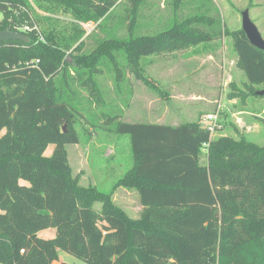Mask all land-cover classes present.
I'll return each instance as SVG.
<instances>
[{"label": "trees", "instance_id": "obj_1", "mask_svg": "<svg viewBox=\"0 0 264 264\" xmlns=\"http://www.w3.org/2000/svg\"><path fill=\"white\" fill-rule=\"evenodd\" d=\"M129 1L132 35L147 1ZM123 5V0H0V31L32 28L21 32L28 43H0V264H62L61 252L86 264H264V146L212 139L199 123L176 129L120 122L115 132L130 135L134 166L119 185L141 192L138 219L110 194L82 187L73 177L66 147L80 140L77 116L61 95V74L86 89L103 59L124 51L151 86L143 58L213 43L224 34L212 17L195 15L157 35L98 40ZM36 8L96 24L98 30L85 39H95L96 46L85 54L81 40L80 53L70 55L75 29L63 35L58 21L41 17ZM232 36L249 84L264 85V52L242 29ZM69 55L78 65L69 63ZM203 149L206 164L199 162ZM98 202L100 211L94 209ZM48 229L56 236L41 238Z\"/></svg>", "mask_w": 264, "mask_h": 264}, {"label": "rangeland", "instance_id": "obj_2", "mask_svg": "<svg viewBox=\"0 0 264 264\" xmlns=\"http://www.w3.org/2000/svg\"><path fill=\"white\" fill-rule=\"evenodd\" d=\"M145 1L144 17L139 18L132 35L127 14L133 3L123 0L124 5L112 14L102 32L97 33L100 36L97 39L130 40L153 36L195 15L212 17L217 25H222L225 28L222 39L143 58L144 77L151 86L138 77L124 51L116 52L113 58L103 59L101 71H92L95 80L86 84V89L94 94L92 99L84 87L74 86L71 78H64L62 74L57 78L64 85L62 98L77 116L75 127L80 141L66 147L73 177L82 187H95L110 194L114 204L133 219L140 217L142 196L134 188L119 185L134 166L130 135L115 132L120 122L176 129L188 123H199L208 128L212 123L208 117L214 115L217 125L210 131L212 139H245L264 146V96L253 94L263 91L264 85L249 84L245 72L238 66L232 36L242 29V13L248 9L252 22L264 39V0ZM36 12L41 17L57 20L56 25L61 27L63 35L75 29L69 42L70 55L79 54L81 50L89 54V49L96 46L95 39L85 40L98 30L96 24L80 23L62 12L53 15L37 8ZM2 19L0 13V21ZM80 31H83L82 35ZM81 40L85 47L79 50ZM70 55L69 63L78 65L77 58ZM128 90L133 92L131 98ZM54 150V145L49 146L45 155L52 156ZM206 153L207 150L203 149L199 159L201 164L207 162ZM101 207L98 202L94 209L100 211ZM39 235L51 239L56 236V230L48 229ZM59 262L86 264L64 252L60 253Z\"/></svg>", "mask_w": 264, "mask_h": 264}, {"label": "water", "instance_id": "obj_3", "mask_svg": "<svg viewBox=\"0 0 264 264\" xmlns=\"http://www.w3.org/2000/svg\"><path fill=\"white\" fill-rule=\"evenodd\" d=\"M242 30L251 45L264 52V39L262 38L256 25L252 22L248 9L242 13ZM4 41H22L28 43L29 38L18 32L0 31V43ZM257 95L264 96V90L258 92ZM64 130H66V127H64Z\"/></svg>", "mask_w": 264, "mask_h": 264}, {"label": "built area", "instance_id": "obj_4", "mask_svg": "<svg viewBox=\"0 0 264 264\" xmlns=\"http://www.w3.org/2000/svg\"><path fill=\"white\" fill-rule=\"evenodd\" d=\"M34 29H37L38 30L37 27H35ZM31 30H32V28H30L27 25H24V26H21V27H17V32L18 33L27 32V31H31ZM41 39H43V38H41ZM208 121L212 122V123L209 124L208 129L210 131H213L215 129L216 125H217V117L214 116V115H210L208 117Z\"/></svg>", "mask_w": 264, "mask_h": 264}, {"label": "crops", "instance_id": "obj_5", "mask_svg": "<svg viewBox=\"0 0 264 264\" xmlns=\"http://www.w3.org/2000/svg\"><path fill=\"white\" fill-rule=\"evenodd\" d=\"M88 37V36H87ZM128 92H129V98H131V95H132V90H128ZM130 102V101H129ZM143 210V209H142ZM142 212V211H141Z\"/></svg>", "mask_w": 264, "mask_h": 264}]
</instances>
